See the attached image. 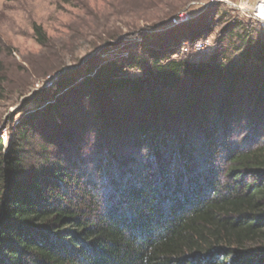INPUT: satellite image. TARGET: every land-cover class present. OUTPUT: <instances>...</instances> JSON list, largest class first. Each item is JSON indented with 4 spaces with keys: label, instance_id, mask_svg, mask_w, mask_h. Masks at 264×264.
<instances>
[{
    "label": "trees",
    "instance_id": "obj_1",
    "mask_svg": "<svg viewBox=\"0 0 264 264\" xmlns=\"http://www.w3.org/2000/svg\"><path fill=\"white\" fill-rule=\"evenodd\" d=\"M226 13L237 58L173 57L190 23L33 98L0 137V264H264V33Z\"/></svg>",
    "mask_w": 264,
    "mask_h": 264
},
{
    "label": "rangeland",
    "instance_id": "obj_2",
    "mask_svg": "<svg viewBox=\"0 0 264 264\" xmlns=\"http://www.w3.org/2000/svg\"><path fill=\"white\" fill-rule=\"evenodd\" d=\"M210 2L0 0V137L7 142L22 115L35 107L33 98L51 92L63 74L88 60L96 64L126 58L145 41L143 35L147 42L172 44L174 37L169 38L166 30L205 24L212 29L207 36L214 50L193 57L205 61L226 53L228 38L220 41L219 36L228 24L217 22L224 11L235 22L250 24L257 36L264 33L253 18ZM259 3L264 18V0H257L253 7ZM174 17L177 19L172 21ZM35 24L48 38L44 46L36 40ZM225 56L237 58V53L230 49Z\"/></svg>",
    "mask_w": 264,
    "mask_h": 264
},
{
    "label": "built area",
    "instance_id": "obj_3",
    "mask_svg": "<svg viewBox=\"0 0 264 264\" xmlns=\"http://www.w3.org/2000/svg\"><path fill=\"white\" fill-rule=\"evenodd\" d=\"M257 0H211L212 3H217L222 6H226L231 10L236 11L241 16H246L248 18H253L264 29V18H262L261 12L263 10L259 9L260 3L253 7V4ZM177 18H173L172 21ZM212 42L211 39L203 37L194 41H183L180 45V52L182 55H187L189 53H194L196 55L206 54L211 51ZM176 55V54H175Z\"/></svg>",
    "mask_w": 264,
    "mask_h": 264
}]
</instances>
